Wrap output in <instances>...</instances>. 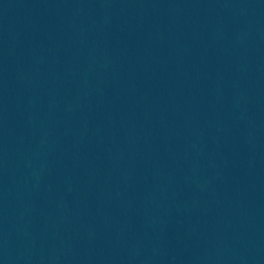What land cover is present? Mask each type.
<instances>
[{
	"label": "water",
	"instance_id": "obj_1",
	"mask_svg": "<svg viewBox=\"0 0 264 264\" xmlns=\"http://www.w3.org/2000/svg\"><path fill=\"white\" fill-rule=\"evenodd\" d=\"M0 264H264V0H0Z\"/></svg>",
	"mask_w": 264,
	"mask_h": 264
}]
</instances>
